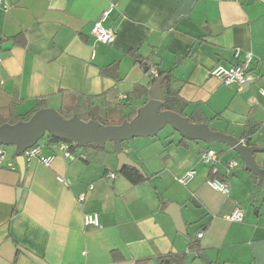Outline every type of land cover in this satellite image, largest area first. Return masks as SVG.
<instances>
[{
    "label": "crops",
    "instance_id": "1",
    "mask_svg": "<svg viewBox=\"0 0 264 264\" xmlns=\"http://www.w3.org/2000/svg\"><path fill=\"white\" fill-rule=\"evenodd\" d=\"M7 2L6 11L0 8V124L39 106L60 113L75 106L85 113L113 106L130 113L144 102L135 88H150L142 67L149 64L171 72L186 116L203 117L211 130L239 140L250 134L242 138L246 145L264 147L263 2ZM109 9L102 26L116 37L112 44L98 43L92 27ZM246 54L252 56L250 80L242 88L210 76L214 66L231 67ZM176 135L167 136L156 152L146 142L123 144L148 178L138 185L115 173L111 151L104 163H86L80 150L66 157L46 139L43 154L55 153L54 162L50 167L25 162L22 177L14 149L7 150L0 168V264H160L161 259L164 264H264V183L244 167L225 176L224 165L238 163L229 147L186 139L180 145L184 138ZM207 150L218 155L228 196L206 184L209 164L201 162V154ZM191 170L196 175L179 184ZM169 204L179 206L185 235L165 213ZM235 208L244 212L240 223L226 219ZM93 212L99 215L97 228L83 223V215ZM191 241L200 253L188 251Z\"/></svg>",
    "mask_w": 264,
    "mask_h": 264
},
{
    "label": "water",
    "instance_id": "2",
    "mask_svg": "<svg viewBox=\"0 0 264 264\" xmlns=\"http://www.w3.org/2000/svg\"><path fill=\"white\" fill-rule=\"evenodd\" d=\"M8 45L11 44L7 43L4 46ZM164 78L165 76L160 77L156 81L150 91L148 101L137 109L130 121L104 126L93 120L83 121L76 114L70 118H64L53 108H42L27 121L14 125H1L0 145L13 147L22 177L25 173V161L21 154L36 145L45 134L72 143L77 148L89 144L104 148L107 143H111L117 160L116 172L118 173L122 167H129L145 177L142 168L123 152L122 143L135 138L153 137L165 126H170L186 140L199 141L207 145L222 144L229 147L243 162L245 170L252 173L258 180H264V169L260 168L254 159L255 154L264 153V147L243 144L233 136L211 130L208 125L193 124L187 117L161 110L163 104L161 84ZM20 194L19 190L18 197ZM165 213L171 217L176 230L185 235L179 206L169 204ZM165 264H168V261H165Z\"/></svg>",
    "mask_w": 264,
    "mask_h": 264
},
{
    "label": "built area",
    "instance_id": "3",
    "mask_svg": "<svg viewBox=\"0 0 264 264\" xmlns=\"http://www.w3.org/2000/svg\"><path fill=\"white\" fill-rule=\"evenodd\" d=\"M259 2H263L264 0H257ZM7 0H0V8L6 11L8 7ZM111 9L105 12L98 21H96L92 27V35L96 42L103 43V44H112L116 37V32L113 29L105 28L102 26V22L106 19L107 15ZM240 55V50H234L235 58H238ZM252 56L251 54H246L241 61L231 67H224L221 65H216L210 70V76L219 80V82L224 86L230 85H237L239 88L245 86V84L250 80L249 78V64L251 62ZM1 63V59H0ZM150 75L153 78L158 77L157 70L151 68ZM2 83L0 77V85ZM259 94L264 98V89L259 90ZM240 141L245 144V140L240 139ZM54 147L63 152L66 157H69V144L65 142L54 144ZM43 146L40 144H36L33 147L26 149L22 154L21 157L24 159L25 162L31 160H37L45 167H50L55 160V153L50 154H43ZM7 150L4 146L0 145V168L5 167V161L7 158ZM201 162L205 164H209V171L213 175L211 178H207L206 184L207 186L221 194L228 196L230 194V186L226 182L224 178H219V176H215L216 174L219 175V166L220 161L218 155L214 150H207L201 154ZM238 166V163L234 160L229 161L227 164L224 165V173L225 176H228L230 171L233 170ZM6 167L10 170H14L13 163H7ZM196 172L191 170L187 172L184 176L179 178L177 181L179 184L186 185L194 176ZM110 179L114 178V173L109 174L108 176ZM63 182V180H61ZM79 202L84 200L83 196L78 198ZM228 221L232 222H242L244 219V212L241 208H235L231 214L226 216ZM83 223L85 226L97 228L99 227V215L97 212L93 213H85L83 215ZM203 233L198 234V238H201ZM72 264V263H69Z\"/></svg>",
    "mask_w": 264,
    "mask_h": 264
},
{
    "label": "trees",
    "instance_id": "4",
    "mask_svg": "<svg viewBox=\"0 0 264 264\" xmlns=\"http://www.w3.org/2000/svg\"><path fill=\"white\" fill-rule=\"evenodd\" d=\"M130 54H131V56H133L135 58V60L137 62H140V59L134 53H130ZM142 67L143 68L147 67V73L149 74V76L151 78V81H150L151 85H150V88L148 90H143V89L138 88V87L135 88V93L139 94L138 96L136 95L137 99H140V98L144 97L143 104H145L148 101V99H149L150 91H151L152 87L154 86V84L156 83V81L160 77L165 76V78H164V80L162 81V84H161V91H162V94H163V104H162L161 110L171 111V112H174V113H176V114H178V115H180L182 117H187L189 119V121L191 123H193V124L209 125V121L206 120L203 117L200 118V119H196L194 117L193 113L191 115H189V116L185 115V113H184L185 105H183L181 103L180 99L178 98V92L173 89L174 79L172 77L171 72H158L157 71L158 77L153 78L150 75V70H151L152 67L149 64L142 65ZM39 109H42V108L39 106V108L37 110H35L33 113H31L29 115H26L24 117H18V118L11 119L9 122H4V123L0 124V126L3 125V124L14 125V124H16L18 122L27 121ZM137 109L131 111L130 113L127 114V116H125L122 119H118V120H115L113 118L114 117L117 118L119 111H116V112L114 111V112L111 113L110 117L108 118L109 120H111V122H106V123H99V121L97 119V113L95 111H93V110L84 113L85 119H81V117H79V112L81 110H80V108L78 106H75L73 109H71L70 111H68L66 113H60V112L59 113L60 114H69L68 117H66V118H70V117H72L73 115L76 114L83 121L93 120V121H95V122H97V123H99L101 125L106 126V125H118V124H121L123 121H130L135 116ZM256 128H257V126H253V127H251V129L248 132L249 133L253 132V131L256 130ZM249 135L250 134L243 135L242 138H246ZM46 139H47V143H51V144H57V143L65 142V141L58 140V139H56V138H54L52 136H49V135H47ZM185 142H186V140L182 139L179 144L180 145L181 144L185 145ZM65 143L69 144V152L70 153L74 154L76 151H79V150L76 149L77 147H75L72 143H69V142H65ZM81 147H85L84 149H80V151L85 155V158L84 157H82V158H83V160L86 163H90V162H98V163L101 162V163H104V161H106L108 155L110 154L109 151L105 150V147L104 148H99V147H97L95 145H92V144L84 145V146H81ZM122 147H123V143H122ZM78 148H80V147H78ZM112 153H113V151H112ZM115 173L121 175L131 185H138V184L142 183L143 181L148 180V178L146 176L145 177L142 176L136 170H134L132 168H129V167H122L121 170L118 173L116 171H115ZM115 173H114V176H115ZM249 174L252 176V178L257 183H259V184L264 183V180H258L257 177H255L252 173L249 172ZM215 176H219V175L216 174ZM211 177H213V175L210 172L208 178H211ZM188 251H193V252L200 253V249H199L197 241H191V243L189 245V248H188ZM181 258H183V257H181ZM160 264H164V260L161 259L160 260Z\"/></svg>",
    "mask_w": 264,
    "mask_h": 264
},
{
    "label": "rangeland",
    "instance_id": "5",
    "mask_svg": "<svg viewBox=\"0 0 264 264\" xmlns=\"http://www.w3.org/2000/svg\"><path fill=\"white\" fill-rule=\"evenodd\" d=\"M96 107V113H97V119L99 121V123H106V122H111V120H109L108 118L110 117L112 112H116V108H114L113 106H107L105 108L99 107V106H95ZM84 113L82 110L79 112V117H81V119H85ZM128 113L124 114V112L121 110L118 113L117 118L114 117L113 119L118 120V119H122L125 116H127ZM63 117H68L69 114H61ZM172 134L173 136L177 139V135L176 132H174V130H172V128L170 126H165L162 130H160L155 136L153 137H146V138H135V139H131L129 141H125L123 142V144L126 146V144L130 143L132 144L133 142H146L147 144H149L150 146L148 147L149 149L154 150V152L159 151L161 148V143L164 139H166L167 136H169L168 139H173L172 138ZM179 135V134H178ZM47 138V134H45V136L38 142V144H42ZM137 140H141V141H137ZM210 146L213 147H222L224 145L222 144H209ZM85 147H80V148H76L77 150L80 149H84ZM6 150H13L12 146H7L5 147ZM105 150L106 151H111L112 152V145L111 143H107L105 146ZM254 159H255V163L262 169H264V153H258L254 155ZM237 161L239 163L238 167L243 170V162L240 160L239 157H237ZM112 168H110L111 170Z\"/></svg>",
    "mask_w": 264,
    "mask_h": 264
}]
</instances>
